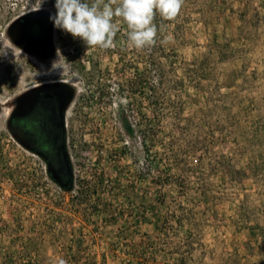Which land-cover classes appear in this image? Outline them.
Returning a JSON list of instances; mask_svg holds the SVG:
<instances>
[{
  "label": "rangeland",
  "instance_id": "obj_1",
  "mask_svg": "<svg viewBox=\"0 0 264 264\" xmlns=\"http://www.w3.org/2000/svg\"><path fill=\"white\" fill-rule=\"evenodd\" d=\"M5 2L0 264H264V0H184L142 50L122 21L109 49L58 29L50 62L11 43ZM50 78L77 90L70 191L8 127Z\"/></svg>",
  "mask_w": 264,
  "mask_h": 264
},
{
  "label": "flooded vegetation",
  "instance_id": "obj_2",
  "mask_svg": "<svg viewBox=\"0 0 264 264\" xmlns=\"http://www.w3.org/2000/svg\"><path fill=\"white\" fill-rule=\"evenodd\" d=\"M11 43L31 58L50 62L56 55L58 29L50 16L55 0H45L38 11L35 0H6ZM24 88L11 99L8 127L16 139L45 164L49 176L64 190L74 181L68 121L76 109V85L67 78H50ZM3 89L0 83V96ZM0 101V111L3 108ZM67 191V190H66Z\"/></svg>",
  "mask_w": 264,
  "mask_h": 264
},
{
  "label": "clouds",
  "instance_id": "obj_3",
  "mask_svg": "<svg viewBox=\"0 0 264 264\" xmlns=\"http://www.w3.org/2000/svg\"><path fill=\"white\" fill-rule=\"evenodd\" d=\"M45 0H35L32 11ZM184 0H55L56 12L50 16L54 27L80 39L87 48L114 47L119 22L127 26V44L137 50L156 43L158 27L154 19L174 20Z\"/></svg>",
  "mask_w": 264,
  "mask_h": 264
},
{
  "label": "trees",
  "instance_id": "obj_4",
  "mask_svg": "<svg viewBox=\"0 0 264 264\" xmlns=\"http://www.w3.org/2000/svg\"><path fill=\"white\" fill-rule=\"evenodd\" d=\"M130 131H131V129H130ZM71 179H72V181H73V176L71 177ZM65 190L70 191V190H71V187L68 188V189H65Z\"/></svg>",
  "mask_w": 264,
  "mask_h": 264
}]
</instances>
